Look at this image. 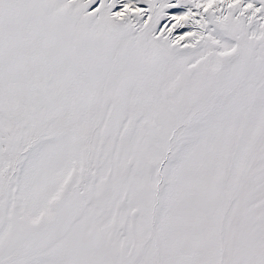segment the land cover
<instances>
[{"label": "snow or ice", "instance_id": "snow-or-ice-1", "mask_svg": "<svg viewBox=\"0 0 264 264\" xmlns=\"http://www.w3.org/2000/svg\"><path fill=\"white\" fill-rule=\"evenodd\" d=\"M0 264H264V0H0Z\"/></svg>", "mask_w": 264, "mask_h": 264}]
</instances>
